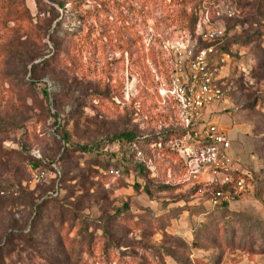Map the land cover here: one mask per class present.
Wrapping results in <instances>:
<instances>
[{
    "label": "rangeland",
    "instance_id": "374dc122",
    "mask_svg": "<svg viewBox=\"0 0 264 264\" xmlns=\"http://www.w3.org/2000/svg\"><path fill=\"white\" fill-rule=\"evenodd\" d=\"M77 2L82 19L70 21ZM194 13L226 30V98L205 113L247 172L226 213L183 169L165 181L148 150L158 172L145 178L128 146L109 142L184 130L164 91L169 45L190 35ZM101 151L123 174H106ZM53 191L62 197L43 201ZM0 264H264V0H0Z\"/></svg>",
    "mask_w": 264,
    "mask_h": 264
},
{
    "label": "built area",
    "instance_id": "2783aa9c",
    "mask_svg": "<svg viewBox=\"0 0 264 264\" xmlns=\"http://www.w3.org/2000/svg\"><path fill=\"white\" fill-rule=\"evenodd\" d=\"M215 8L218 16H236L233 9L220 5ZM225 37L226 30L222 26L199 23L196 38L186 36L169 45L171 64L169 82L164 91V96L175 109L178 122L186 131L183 138L170 141L168 145L177 150L185 162L184 181L201 186L197 193L210 192L213 207L230 203L247 191V172L233 156L231 137L205 114L213 103L223 102L226 98L220 75L227 55L219 50ZM161 127L165 131L181 130L166 124ZM129 149L137 152L138 160L142 159L139 147L132 145ZM33 156L42 159L39 153H33ZM53 168L60 176L58 165L53 164ZM120 173L119 169L110 171L114 178ZM34 174L36 179L46 180L49 172L38 169Z\"/></svg>",
    "mask_w": 264,
    "mask_h": 264
},
{
    "label": "trees",
    "instance_id": "16d2710c",
    "mask_svg": "<svg viewBox=\"0 0 264 264\" xmlns=\"http://www.w3.org/2000/svg\"><path fill=\"white\" fill-rule=\"evenodd\" d=\"M61 8L65 7V3L64 2H60L59 3ZM202 6V2H198L194 5V8L196 10H199ZM80 9V3L77 2L75 3V8L74 11L70 17V21L73 20H77V19H82V17H80L79 15L75 14L76 12H78ZM214 11V10H213ZM186 14V12H185ZM59 18V17H58ZM41 20L38 19V21L36 22L37 24L39 23V21ZM190 23H191V31H190V37L191 38H196V31L198 28V17L197 14L194 13L192 15H190ZM41 22V21H40ZM61 23V22H60ZM83 23V21H82ZM78 34L76 33H65V36H76ZM223 52V49L221 50ZM38 55L33 56L37 57ZM186 134V131H178V130H169V131H164L161 133H158L156 135H150V136H142V137H136L135 135L131 134V133H125L122 135H117L114 136L113 139L109 142H112V144L118 143L119 145H126L128 146V150L130 151L128 153V157L134 156L137 158V152L135 150L129 149L132 145H136L137 147L140 148V150L143 153L142 159L139 160L138 166L133 167V168H138L140 174H142V176H144L145 178L150 176L151 178H156L154 177V173L158 172V170L156 169V171H152L150 168L152 166V159L149 158V151H151V154L153 153L155 156H159L161 158L164 159V165L168 166V169H166L163 173V178L167 179L165 181H169V179H172L173 176H176L181 169H183L184 173H186L187 168L185 165L184 160L181 158L179 152L175 149H172L168 144L170 141L173 140H178L180 138H183L184 135ZM67 139V137H65ZM108 142V143H109ZM150 146H152L150 149H148ZM104 148L106 147V145H103V142L98 143L96 145L95 148L92 147H81L82 150H84L87 153H92L94 150H99L100 148ZM102 152H97V154H101ZM148 153V154H147ZM102 158H99V160H96L97 164H99V166L103 169H106V174L110 177H114L113 175L110 174V171L112 169H119V163L117 161V157H113V155H102ZM105 158V159H104ZM128 161V159H126ZM61 161V160H60ZM53 164H57L56 161H54L52 164L48 165L50 167V171L54 174V176L56 178H60L63 176V173L59 167V170L61 172L60 176L56 175V171L53 168ZM47 166L44 164V162L42 160H38V159H33V164H32V169L34 171L38 170V169H43L46 168ZM121 171V170H120ZM121 173L123 174V172L121 171ZM120 173V174H121ZM213 188H215L213 185L211 186ZM201 188V186H197L195 189V193L198 192V190ZM3 192V191H2ZM55 192V191H53ZM63 193H58L56 196L53 195H48L43 201L46 202H54L57 199H59L60 197H62ZM43 204V203H42ZM39 204V205H42ZM38 205V206H39ZM214 209L219 210V212L221 213H226L229 209V203L228 202H223L219 205H217L216 207H214ZM108 241H110V239H108ZM105 254H107V250H103ZM134 263V262H133Z\"/></svg>",
    "mask_w": 264,
    "mask_h": 264
},
{
    "label": "crops",
    "instance_id": "0c3cea01",
    "mask_svg": "<svg viewBox=\"0 0 264 264\" xmlns=\"http://www.w3.org/2000/svg\"><path fill=\"white\" fill-rule=\"evenodd\" d=\"M220 111H222V109H221ZM220 111H219V112H220ZM213 116H214V112H212V111H209V112L206 114V117H208V118L211 120V122L213 121V120H212Z\"/></svg>",
    "mask_w": 264,
    "mask_h": 264
}]
</instances>
